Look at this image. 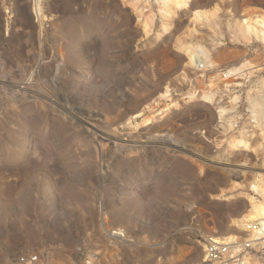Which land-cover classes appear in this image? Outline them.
<instances>
[{"label":"rangeland","instance_id":"1","mask_svg":"<svg viewBox=\"0 0 264 264\" xmlns=\"http://www.w3.org/2000/svg\"><path fill=\"white\" fill-rule=\"evenodd\" d=\"M163 4L0 0V264H206L237 232L264 177V0ZM184 47L235 74L200 85L223 122Z\"/></svg>","mask_w":264,"mask_h":264},{"label":"built area","instance_id":"2","mask_svg":"<svg viewBox=\"0 0 264 264\" xmlns=\"http://www.w3.org/2000/svg\"><path fill=\"white\" fill-rule=\"evenodd\" d=\"M193 80L191 87L196 94L203 89L204 83L207 89L214 92L224 89L227 80L235 74L226 67L215 65L204 57H198L193 68ZM211 83L215 84L212 88ZM232 118V117H231ZM232 124L239 126V118H232ZM251 122L257 124L258 119L254 113L250 115ZM254 234L251 236V234ZM250 234V235H249ZM237 238L231 240H217L216 235L208 234L204 237V255L206 264H264V219L248 223L244 230L236 234ZM38 255L23 256L20 261L25 264H34Z\"/></svg>","mask_w":264,"mask_h":264},{"label":"bare ground","instance_id":"3","mask_svg":"<svg viewBox=\"0 0 264 264\" xmlns=\"http://www.w3.org/2000/svg\"><path fill=\"white\" fill-rule=\"evenodd\" d=\"M189 3V0H164V8L166 10V13L169 16H172L173 14L178 13L183 8L187 7ZM169 28V25L164 26V31H166ZM244 32L246 34L250 33V26L246 25L243 27ZM187 54L190 64H195L198 58V50H194L192 48H186L184 47ZM168 91L166 90L161 96L165 97L167 96ZM215 95L211 91H203L198 96L194 95V93H189V98H201L203 100H206L210 103H213L216 105L218 110V117L220 119V122H223L224 117H226V114L228 112V105H225L224 103L217 102ZM255 135H247L244 133L234 135L231 138V146L238 149L243 150H252L253 148V142L256 140ZM263 147H264V139L262 141ZM257 177V176H256ZM253 189L255 190V194L248 193L246 195L247 200L249 202L248 207L246 208V211L239 217L233 219L232 226H235V229L237 232L244 230L245 226L252 222L259 219H264V177L259 176L257 179L255 178L252 183ZM259 195V197L256 196ZM237 232H229L224 235H216L217 240H231L237 238L236 234ZM117 234H122L121 232L117 231L115 232ZM250 235V234H249ZM254 234L252 233L251 236Z\"/></svg>","mask_w":264,"mask_h":264}]
</instances>
